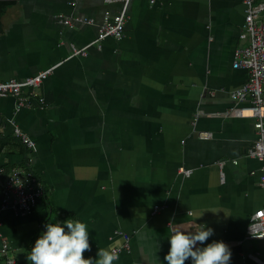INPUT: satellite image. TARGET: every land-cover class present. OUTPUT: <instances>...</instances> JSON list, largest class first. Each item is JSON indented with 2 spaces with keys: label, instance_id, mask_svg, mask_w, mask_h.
Listing matches in <instances>:
<instances>
[{
  "label": "crops",
  "instance_id": "obj_1",
  "mask_svg": "<svg viewBox=\"0 0 264 264\" xmlns=\"http://www.w3.org/2000/svg\"><path fill=\"white\" fill-rule=\"evenodd\" d=\"M4 1L0 81L52 70L21 105L0 97V264L6 257L30 264L46 224L66 220L89 229L85 259L126 236L128 248L113 264H167L171 229L205 226L214 234L198 247L222 240L229 264H264V238L246 235L264 198L261 163L246 154L254 120L231 111L246 104L230 97L247 79L232 67L246 44L242 0H129L123 36L86 56H71L72 47L92 40L122 0ZM56 14L94 24L69 28ZM11 122L34 140L33 150ZM13 166L32 169L45 189L46 201L27 214L3 207ZM180 167L192 174L183 177Z\"/></svg>",
  "mask_w": 264,
  "mask_h": 264
},
{
  "label": "built area",
  "instance_id": "obj_2",
  "mask_svg": "<svg viewBox=\"0 0 264 264\" xmlns=\"http://www.w3.org/2000/svg\"><path fill=\"white\" fill-rule=\"evenodd\" d=\"M122 1V7L117 13L103 16L101 23L97 25V33L92 40L81 48L72 47L71 56H86L87 48L94 46L100 49L104 39L110 37L119 40L123 36L129 0ZM153 1L150 0V3ZM242 3L244 6V17L239 38L246 40V44L235 50L232 67L245 70L247 79L241 86L231 91L230 97L235 102H246V104L238 105L231 111L236 117H249L254 120L253 127L257 136L253 143L247 147L246 154L261 163L258 180L264 196V22L259 20V15L264 10V3H258L255 0H242ZM70 4H73V2H70ZM54 18L69 28H73L79 23L94 24V20L90 17L67 18L62 14H56ZM50 70H52V67L22 79L0 81V97L14 96L18 99L19 105H21L24 100L23 93L27 92L30 95H37L36 89ZM11 124L13 125V135L19 138L27 149L33 150L36 146L34 140L13 122ZM202 135L208 136L210 134L206 132L202 133ZM192 171L190 168H178V173L183 177L191 175ZM252 174H255V171H252ZM4 189L8 194L7 199L10 198V202L5 199L3 207H12L19 214L30 213L37 201L42 199L44 193V186L37 174L30 168L20 166L10 168L4 180ZM6 201H8V204ZM251 228L257 234L264 235V198L263 205L255 210L249 219L246 234L248 238H254L251 235ZM127 248L128 238L125 236V241L122 245L111 249L119 254ZM6 249L7 245L5 243L1 248V254L4 257H6ZM13 263L12 259L6 257L4 264Z\"/></svg>",
  "mask_w": 264,
  "mask_h": 264
},
{
  "label": "clouds",
  "instance_id": "obj_3",
  "mask_svg": "<svg viewBox=\"0 0 264 264\" xmlns=\"http://www.w3.org/2000/svg\"><path fill=\"white\" fill-rule=\"evenodd\" d=\"M45 227L46 231L36 239L27 255L30 264H113L119 259L117 251L100 248L97 259L84 258V253L91 250L89 229L84 222H48ZM213 234L214 230L205 226L195 231L173 227L169 237L170 249L164 259L167 264H185L189 258L191 264H229L231 250L224 241H213L205 247L197 246L203 245ZM251 235L254 238H264V235L257 234L252 228Z\"/></svg>",
  "mask_w": 264,
  "mask_h": 264
},
{
  "label": "trees",
  "instance_id": "obj_4",
  "mask_svg": "<svg viewBox=\"0 0 264 264\" xmlns=\"http://www.w3.org/2000/svg\"><path fill=\"white\" fill-rule=\"evenodd\" d=\"M10 4L9 1H4V0H0V22H1V15L2 13L4 12V10L6 9V7ZM0 30H1V26H0ZM28 168V167H27ZM45 194V189H44V193H43V196ZM45 199L46 201V197H42ZM34 245H32L33 247Z\"/></svg>",
  "mask_w": 264,
  "mask_h": 264
}]
</instances>
